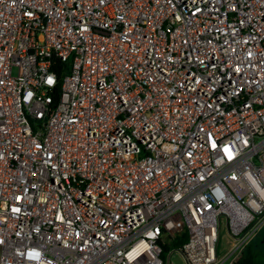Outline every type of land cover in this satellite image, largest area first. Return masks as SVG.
Here are the masks:
<instances>
[{"label": "built area", "instance_id": "obj_1", "mask_svg": "<svg viewBox=\"0 0 264 264\" xmlns=\"http://www.w3.org/2000/svg\"><path fill=\"white\" fill-rule=\"evenodd\" d=\"M263 227L264 0H0V264H237Z\"/></svg>", "mask_w": 264, "mask_h": 264}, {"label": "trees", "instance_id": "obj_2", "mask_svg": "<svg viewBox=\"0 0 264 264\" xmlns=\"http://www.w3.org/2000/svg\"><path fill=\"white\" fill-rule=\"evenodd\" d=\"M68 65L64 63H58L56 70L59 77V82L54 89L55 100L58 99L61 92V81H62V72L64 68ZM264 236V233H261L257 236L244 250L242 257L239 259L237 264H264V243H259L260 239ZM188 239V233L183 232L182 235L177 236L169 244L165 245V250L168 251L172 248H178Z\"/></svg>", "mask_w": 264, "mask_h": 264}, {"label": "rangeland", "instance_id": "obj_3", "mask_svg": "<svg viewBox=\"0 0 264 264\" xmlns=\"http://www.w3.org/2000/svg\"><path fill=\"white\" fill-rule=\"evenodd\" d=\"M262 233H264V230L262 231ZM167 254H165L166 258L167 259ZM170 262L171 264H186L183 256L179 253V252H176V253H173L170 255Z\"/></svg>", "mask_w": 264, "mask_h": 264}, {"label": "crops", "instance_id": "obj_4", "mask_svg": "<svg viewBox=\"0 0 264 264\" xmlns=\"http://www.w3.org/2000/svg\"><path fill=\"white\" fill-rule=\"evenodd\" d=\"M263 230H264V227H263V228L260 230V232L258 233V235H257V236H259V235L262 233V231H263ZM257 236H256V237H257ZM256 237H255V238H256ZM263 237H264V236H262V238H263ZM262 238H261V239H262ZM261 239H260V241H261ZM261 243H264V241H263V242H261Z\"/></svg>", "mask_w": 264, "mask_h": 264}, {"label": "water", "instance_id": "obj_5", "mask_svg": "<svg viewBox=\"0 0 264 264\" xmlns=\"http://www.w3.org/2000/svg\"><path fill=\"white\" fill-rule=\"evenodd\" d=\"M264 241V237L261 239V241H259V243L263 242Z\"/></svg>", "mask_w": 264, "mask_h": 264}]
</instances>
